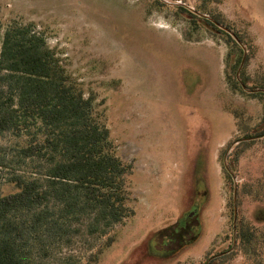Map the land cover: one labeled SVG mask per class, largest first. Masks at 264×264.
<instances>
[{"label": "rangeland", "instance_id": "374dc122", "mask_svg": "<svg viewBox=\"0 0 264 264\" xmlns=\"http://www.w3.org/2000/svg\"><path fill=\"white\" fill-rule=\"evenodd\" d=\"M160 1L166 6L155 0H0L1 30L30 23L45 36L86 95L94 93L106 107L116 154L134 166V216L105 235L79 223L70 242L48 247L41 264H87L111 236L90 264H209L232 243L226 255L234 250L235 206L236 223L264 220V204L250 193L264 178V100L227 82L224 37L203 23L194 30L173 8L197 11L202 1ZM205 8L243 39L247 54L239 76L243 71L250 85H264V0H207ZM248 135L253 142L235 164L232 152ZM16 141L0 133L1 148L10 150ZM12 168L0 172L3 193L15 190L5 183ZM236 184L243 189L239 205ZM191 213L194 226H188ZM184 227L195 238L182 247L173 240ZM215 264L247 263L238 251Z\"/></svg>", "mask_w": 264, "mask_h": 264}, {"label": "trees", "instance_id": "16d2710c", "mask_svg": "<svg viewBox=\"0 0 264 264\" xmlns=\"http://www.w3.org/2000/svg\"><path fill=\"white\" fill-rule=\"evenodd\" d=\"M199 1L203 5L196 10L210 14L207 0ZM155 2L159 8L166 6ZM173 8L187 15L194 30L203 23L224 37L230 49L227 82L245 93L242 82L264 100V92L257 91L264 85H250L243 71L237 79L244 51L217 24L229 25L219 16L211 21L187 7ZM101 105L94 93L86 95L57 49L33 24L14 22L4 31L0 28V133L9 132L17 139L10 150L0 147V172L13 165L5 183L15 188L3 193L0 187V264H41L48 247L70 242L79 223L87 221L90 231L105 235L134 216L129 180L134 166L116 154L106 107ZM234 113L238 116L237 110ZM244 141L232 152L235 164L243 146L253 142ZM226 174L233 184L234 168ZM235 191L239 205L243 189L236 184ZM250 193L264 204V178L256 180ZM113 240L108 238L87 264L97 262ZM238 251L247 264H264V220L261 225L237 220L236 243L229 255ZM226 252L214 261L227 259Z\"/></svg>", "mask_w": 264, "mask_h": 264}, {"label": "water", "instance_id": "95a60500", "mask_svg": "<svg viewBox=\"0 0 264 264\" xmlns=\"http://www.w3.org/2000/svg\"><path fill=\"white\" fill-rule=\"evenodd\" d=\"M189 10H191V11H193V12H195L197 15H199V16H201V17H204V18H206V19H209V20H211V21H213V19L211 18V17H209V16H207V15H205V14H201V13H199V12H197V11H195L193 8H191V7H189V6H186ZM220 28H222V29H224V30H226L229 34H231V36L236 40V42L239 44V46L243 49V51H244V56H243V60H242V63H241V65H240V67H239V69H238V72H237V79L239 80V73H240V70H241V68H242V66H243V64H244V61H245V57H246V54H247V52H246V49H245V46H244V44L238 39V37L231 31V30H229L228 28H226L225 26H223V25H220V24H217ZM241 85H242V87L244 88V90H248L247 89V87H245V85L241 82ZM257 91H263L264 92V90H257ZM256 91V92H257ZM251 139H253V138H249V139H243V140H251ZM243 140H239L238 141V143L240 142V141H243ZM235 187H236V185H235ZM236 202V191L234 192V203ZM234 206H235V204H234ZM234 224H233V227H234V230H236V206H235V208H234Z\"/></svg>", "mask_w": 264, "mask_h": 264}, {"label": "flooded vegetation", "instance_id": "af4514ba", "mask_svg": "<svg viewBox=\"0 0 264 264\" xmlns=\"http://www.w3.org/2000/svg\"><path fill=\"white\" fill-rule=\"evenodd\" d=\"M191 220L190 222L188 223V226L191 225L192 221H193V213H191ZM199 225V224H198ZM191 226H194V225H191ZM182 232H186V233H179L180 235L182 234V237H183V242L182 241H179V238H180V235L179 234H176V239L173 240L174 243H180L183 246H185L186 244H189L191 243V239L193 240L195 238V236L193 234H188V227L187 228H182L181 229Z\"/></svg>", "mask_w": 264, "mask_h": 264}]
</instances>
